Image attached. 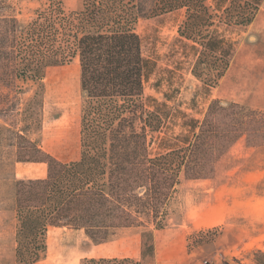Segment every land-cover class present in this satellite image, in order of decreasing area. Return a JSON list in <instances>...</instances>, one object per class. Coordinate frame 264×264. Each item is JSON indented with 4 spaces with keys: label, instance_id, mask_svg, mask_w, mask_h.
<instances>
[{
    "label": "trees",
    "instance_id": "1",
    "mask_svg": "<svg viewBox=\"0 0 264 264\" xmlns=\"http://www.w3.org/2000/svg\"><path fill=\"white\" fill-rule=\"evenodd\" d=\"M262 1L82 0L80 8L65 11L63 0H47L20 24L14 0H0V81H40L48 67L77 60L82 93L77 159L60 161L30 140L15 154L17 162L46 163L44 176L13 182L15 264L39 261L52 227L81 229L103 243L120 229L151 226L142 232V256L153 254L152 229L165 226L181 177H211L221 156L247 132L253 110L213 98L195 118L173 115L165 102L145 97L153 64L134 25L183 9L177 52L208 94L234 51L227 31L250 24ZM176 115L183 118L181 131L160 137L152 152L154 138L170 129L166 124ZM81 264L140 262L99 257Z\"/></svg>",
    "mask_w": 264,
    "mask_h": 264
},
{
    "label": "rangeland",
    "instance_id": "2",
    "mask_svg": "<svg viewBox=\"0 0 264 264\" xmlns=\"http://www.w3.org/2000/svg\"><path fill=\"white\" fill-rule=\"evenodd\" d=\"M46 1L14 0L18 22H27ZM81 3L63 0V8L76 10ZM182 18L183 9H178L134 25L143 55L153 64L144 96L165 102L173 115L180 111L195 118L202 116L210 99L238 103L253 110L247 132L221 156L211 177H181L165 226L152 229L151 256H142V232L151 226L120 229L103 243L92 242L81 229L52 227L46 233V251L34 264H81L99 257H129L140 264H264V250L246 243L254 236L248 226L249 200L264 196V0L250 24L227 31L234 51L208 94L177 52ZM81 97L77 60L48 67L40 81H0V264H15L14 180L46 173L45 162H17L15 154L27 150L30 140L60 161L77 159ZM172 119L166 124L170 129L154 138L152 152L160 137L181 131L183 118Z\"/></svg>",
    "mask_w": 264,
    "mask_h": 264
},
{
    "label": "crops",
    "instance_id": "3",
    "mask_svg": "<svg viewBox=\"0 0 264 264\" xmlns=\"http://www.w3.org/2000/svg\"><path fill=\"white\" fill-rule=\"evenodd\" d=\"M258 202V204H256ZM248 226L253 228L254 236L246 241L253 244L255 248H262L264 250V196L262 199L249 200L247 210Z\"/></svg>",
    "mask_w": 264,
    "mask_h": 264
}]
</instances>
